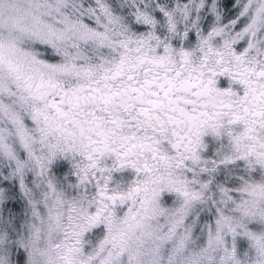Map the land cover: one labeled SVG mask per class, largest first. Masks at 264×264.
<instances>
[{"label": "snow or ice", "instance_id": "6c2138e0", "mask_svg": "<svg viewBox=\"0 0 264 264\" xmlns=\"http://www.w3.org/2000/svg\"><path fill=\"white\" fill-rule=\"evenodd\" d=\"M0 264H264V0H0Z\"/></svg>", "mask_w": 264, "mask_h": 264}]
</instances>
